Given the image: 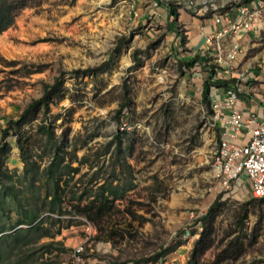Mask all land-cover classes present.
I'll use <instances>...</instances> for the list:
<instances>
[{"label":"rangeland","instance_id":"374dc122","mask_svg":"<svg viewBox=\"0 0 264 264\" xmlns=\"http://www.w3.org/2000/svg\"><path fill=\"white\" fill-rule=\"evenodd\" d=\"M167 1L171 23L140 20L136 0H26L0 32V127L17 120L57 80L48 109L33 108L8 135H0V264H71L79 246L82 264H151L185 230H201L189 212L217 196L209 172L219 138L210 132L216 124L212 103L224 93L211 85L205 102L206 67L238 81L242 94L261 83L264 16L228 72L215 65L214 53L189 69L175 57L189 51L178 15L198 14L195 5L231 13L244 0ZM123 89L129 101L118 113ZM40 122L53 129L58 157L50 140L36 132ZM120 131L125 132L117 151ZM101 189L114 197L113 207L92 221L79 208ZM222 200L214 246L204 260L213 259L224 232L234 228V212L245 208V251L223 264H264V202L253 201L245 186ZM31 213L37 218L23 222Z\"/></svg>","mask_w":264,"mask_h":264},{"label":"built area","instance_id":"2783aa9c","mask_svg":"<svg viewBox=\"0 0 264 264\" xmlns=\"http://www.w3.org/2000/svg\"><path fill=\"white\" fill-rule=\"evenodd\" d=\"M192 10L199 14L209 13L219 25L207 35L206 42L213 49L216 64L228 72L245 49L256 20L264 16V0L240 2L233 18L226 8L217 10L203 5L197 9L195 5ZM228 36L233 40L226 45ZM240 87L238 81H234L212 103L213 120L222 127L210 159L212 189L223 199L230 192L234 193L235 186H245L252 198L264 199V100L261 111L244 113L237 108ZM202 212L191 210L189 216L197 218ZM82 250V246L74 248L71 264H82ZM129 264L134 263L130 261Z\"/></svg>","mask_w":264,"mask_h":264},{"label":"trees","instance_id":"16d2710c","mask_svg":"<svg viewBox=\"0 0 264 264\" xmlns=\"http://www.w3.org/2000/svg\"><path fill=\"white\" fill-rule=\"evenodd\" d=\"M26 0H0V32L3 31L5 28H7L12 22L14 17L16 16L17 12L26 5ZM251 0H244L242 2H250ZM5 20V21H4ZM198 61V55L190 56L187 59L183 61L184 66L187 68H190L195 65V63ZM216 65V64H215ZM217 66V65H216ZM220 67V66H219ZM206 67L207 69V75L203 80L202 83V97L205 99V102L209 101V94H210V86L211 85H218L223 88L230 87L232 83L235 81V79H226L221 78L217 76V70ZM79 70H76L74 72H78ZM222 71V69H221ZM57 80L53 85H49L45 88L44 94L42 97L38 99H34L31 101V103L28 105L27 109L23 111L19 118L15 121L8 120L5 126L0 127V135L3 138L4 136L8 135L11 132L12 124H19L22 119H25L29 112L37 107L43 106L45 109H48L49 103L48 99L51 98L52 93L56 89ZM124 92V102L121 103L118 113L123 109V107L126 105V103L129 101L127 99V89H123ZM36 110V109H35ZM20 127V126H19ZM36 132L44 134L47 139L50 140V143L55 149V157H58V153L56 152L59 148V144L57 143V140L55 139L54 131L49 126L48 123L40 122L37 125ZM125 131L118 132V135L115 137V148L118 151L121 148V141L119 139V136L123 134ZM22 134L19 133L17 137V146L20 150L21 154L25 153V144L21 140ZM66 138V135H65ZM66 142H64L65 144ZM64 146V145H63ZM0 150L3 148L0 145ZM59 160L55 159L52 161V165L57 170L59 167ZM69 166V165H67ZM70 167V166H69ZM78 167H70V169L76 171ZM1 172V170H0ZM51 179L53 178V173L50 171ZM59 178L60 176L57 175V177L54 179L53 184L54 186H58L59 184ZM103 189V187L101 186ZM98 191L96 194L97 196L95 199H91L87 203H85L82 207L79 208V210L84 213L90 220L92 221H99L102 219L103 215L106 213V211L111 210L113 207V201L114 197H110L108 194H104L103 190ZM55 198V196H54ZM57 198V197H56ZM253 201L257 202H264L263 198H252ZM56 200V199H55ZM225 204V200L221 199V194H218L212 203L209 205V207L202 212V215L196 218V223H200L201 230L198 233L197 238L194 240L193 246L190 250L189 257L187 261L183 264H223L226 261L229 260H237L240 258V256L244 253L246 242L245 238L247 236L246 234V219L248 217V211L245 208H242L239 211L234 212L233 214V223L234 228H229L224 232L222 240H225L222 246L217 247L218 251L214 254V257L211 261H205L203 256L205 252L214 246L215 242V232H216V218L219 213H221L223 206ZM27 220H23L25 223H31L34 219L37 218V214L31 213L26 215ZM18 223H21L18 221ZM40 225V222H37V225L31 226V229H36ZM231 224L229 225V227ZM42 235H48V233L43 232ZM5 237V236H3ZM0 239V245H2L3 241ZM221 240V242H222ZM171 247L163 246L161 248V251H159L154 257L153 262L158 261V259L163 258L168 252L171 251ZM1 258V253H0ZM151 261V262H152Z\"/></svg>","mask_w":264,"mask_h":264},{"label":"crops","instance_id":"0c3cea01","mask_svg":"<svg viewBox=\"0 0 264 264\" xmlns=\"http://www.w3.org/2000/svg\"><path fill=\"white\" fill-rule=\"evenodd\" d=\"M136 6L139 11L140 20L142 18L147 21L150 19L153 23H154V20L156 22L165 20L171 23V20L174 17V12L171 9L172 5H170V3L167 0H136ZM234 12L235 11L231 12L230 14L232 18L234 17ZM178 18L182 20L183 24H185V27L187 29L186 44L189 48V51H185L184 52L185 54L179 53L175 57L176 58L179 57L180 59L185 60L190 56L198 55V61L199 60L202 61L204 60V58H206V56H211V54L213 55L214 52H213L212 47L208 46L206 42L207 35L219 28V25L214 23L213 17L208 14L201 15L199 13L197 14L193 12L192 13L191 12L189 13L181 12L178 15ZM232 40L233 39L231 38V36H228L225 40V44L228 45L229 43H231ZM179 41H180V36L175 37L174 39L175 47L180 45ZM202 63L205 64L203 61ZM217 66L219 67V65ZM252 79L256 83L257 81L260 80L259 82L261 83L257 84V86L252 84V86L249 88L250 92L244 91L245 94H242V93L239 94L237 108L243 111L244 113H249L252 111H258V112L261 111V103L264 100V80L262 79L258 80L257 77L255 78L256 80L254 78ZM223 92L224 91L221 92V95ZM211 118L212 117H210V119ZM214 123L216 124H214V129L210 133L212 137L213 135H215L216 137L219 138L220 136L219 130H221L222 127L220 123H218L217 121H214ZM205 135H207V133ZM217 140L214 142L215 143L214 145H216ZM209 174H210V177H212V174L210 172ZM235 189H236V186H235ZM214 198L215 197H212L208 201V203L200 207L199 210L205 211L209 207V205L212 203ZM193 227L194 229L196 227L200 228V225L195 224ZM198 233L199 232L197 231H192V227H190V229L185 230L184 233L178 236L179 238H177V240L179 241H177L176 246L172 248L171 251L168 252L163 258H160L158 259V261L153 262L151 264H183L185 263L189 257L190 250L193 246L194 240L198 236ZM129 262L126 264H129ZM143 264H150V263L147 262Z\"/></svg>","mask_w":264,"mask_h":264}]
</instances>
